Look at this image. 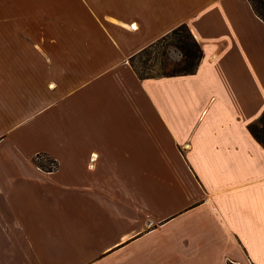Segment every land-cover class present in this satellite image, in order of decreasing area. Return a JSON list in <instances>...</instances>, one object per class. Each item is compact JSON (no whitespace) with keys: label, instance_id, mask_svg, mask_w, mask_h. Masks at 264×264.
I'll return each mask as SVG.
<instances>
[{"label":"crops","instance_id":"obj_1","mask_svg":"<svg viewBox=\"0 0 264 264\" xmlns=\"http://www.w3.org/2000/svg\"><path fill=\"white\" fill-rule=\"evenodd\" d=\"M20 1L0 0V264H264L251 1L27 0L24 24ZM183 24L196 72L138 75Z\"/></svg>","mask_w":264,"mask_h":264},{"label":"rangeland","instance_id":"obj_2","mask_svg":"<svg viewBox=\"0 0 264 264\" xmlns=\"http://www.w3.org/2000/svg\"><path fill=\"white\" fill-rule=\"evenodd\" d=\"M25 1L27 0H21L19 2V11L17 19L18 23H20L21 21L22 24H24L23 21L24 18H26ZM9 14L10 12L8 9L0 10V16L8 17ZM18 33L24 35V27H18ZM175 40V38L166 39L162 43L158 44L157 47L153 49H148L136 58H134L133 66L138 72V75L159 77L165 75L169 76L171 74L181 71V69L186 66L187 62L182 52L174 46ZM39 159L38 161L52 166L50 162H48L43 157Z\"/></svg>","mask_w":264,"mask_h":264},{"label":"trees","instance_id":"obj_3","mask_svg":"<svg viewBox=\"0 0 264 264\" xmlns=\"http://www.w3.org/2000/svg\"><path fill=\"white\" fill-rule=\"evenodd\" d=\"M253 9L255 10L256 14L264 20V0H250ZM175 38L174 46L182 52L184 55V58L186 60V66H184L181 71L176 72L171 75H190L194 74L197 70L198 64L200 62V59L203 57V51L199 43L196 41V38L191 33L190 29L185 25H181L177 27L169 36L167 35L163 39H160L156 44H154L152 47H149L148 49H153L157 47L158 44L162 43L166 39ZM146 49V50H148ZM145 50V51H146ZM169 75V76H171ZM143 78L152 76H141ZM250 131L253 134V136L262 144L264 145V114L260 117V119L252 123L250 125ZM43 157V156H39ZM48 162H50L51 165L57 166L56 161L43 157ZM38 165L44 170V171H52L53 168H47L45 167V164L41 161H37Z\"/></svg>","mask_w":264,"mask_h":264}]
</instances>
